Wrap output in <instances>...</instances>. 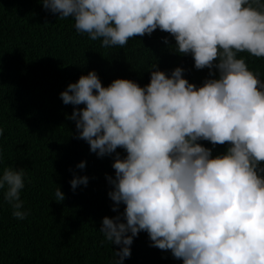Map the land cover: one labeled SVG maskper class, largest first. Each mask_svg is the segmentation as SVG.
<instances>
[{
  "label": "clouds",
  "instance_id": "obj_1",
  "mask_svg": "<svg viewBox=\"0 0 264 264\" xmlns=\"http://www.w3.org/2000/svg\"><path fill=\"white\" fill-rule=\"evenodd\" d=\"M41 2L103 48L159 29L174 39L176 53L209 69L199 86L181 67L165 73L153 64L144 86L126 78L103 86L90 70L60 93L74 106L77 138L99 157L114 154L107 195L118 214L103 217L99 228L119 246L111 264L130 258L140 232L182 264H264V80L239 55L264 58V0ZM199 141L227 147L213 155ZM87 183L86 175L70 180L73 190ZM24 187V169L5 166L0 191L18 220L28 215ZM64 199L58 186L55 201Z\"/></svg>",
  "mask_w": 264,
  "mask_h": 264
},
{
  "label": "trees",
  "instance_id": "obj_2",
  "mask_svg": "<svg viewBox=\"0 0 264 264\" xmlns=\"http://www.w3.org/2000/svg\"><path fill=\"white\" fill-rule=\"evenodd\" d=\"M173 44L170 34L157 29L123 48L106 49L100 40L78 34L71 18L60 19L41 0H0V173L9 165L24 169L21 199L28 212L23 220L14 218L0 191V264H111L119 246L104 241L99 228L103 217L118 214L107 195L114 154L99 157L77 138L69 118L74 106L65 105L60 93L90 70L103 86L116 78L144 86L153 64L165 73L181 67L189 82L201 85L209 69H196L191 55L176 53ZM239 55L264 80V58ZM199 143L213 155L227 147ZM117 152L126 155L121 148ZM81 161L84 169L77 167ZM74 174L86 175L87 185L73 190ZM58 186L62 202L55 201ZM123 209L121 204L119 213ZM130 250L123 264H182L170 251L150 246L146 232L134 237Z\"/></svg>",
  "mask_w": 264,
  "mask_h": 264
}]
</instances>
